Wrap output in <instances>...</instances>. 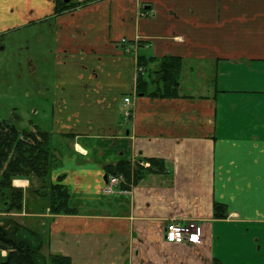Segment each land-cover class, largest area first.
Wrapping results in <instances>:
<instances>
[{"label": "crops", "instance_id": "0c3cea01", "mask_svg": "<svg viewBox=\"0 0 264 264\" xmlns=\"http://www.w3.org/2000/svg\"><path fill=\"white\" fill-rule=\"evenodd\" d=\"M56 1L0 0V36L25 27L30 72L52 55L35 89L58 157L47 182L75 210L50 214L20 179L29 241L71 264H264V0H62L55 13ZM139 54L150 70L183 60L176 98L135 93ZM119 160L149 170L122 189L104 169ZM187 220L199 240L167 243L166 224Z\"/></svg>", "mask_w": 264, "mask_h": 264}, {"label": "trees", "instance_id": "16d2710c", "mask_svg": "<svg viewBox=\"0 0 264 264\" xmlns=\"http://www.w3.org/2000/svg\"><path fill=\"white\" fill-rule=\"evenodd\" d=\"M62 0L56 1L55 13L69 8ZM132 42L123 44L131 48ZM141 42H136L137 49ZM135 78V93L149 98H176L178 96L180 73L183 60L179 57L165 56L159 60L156 70L148 69L149 62L156 61L153 57L137 55ZM74 134H67L72 137ZM51 134L39 127L34 131L18 130L7 121L0 122V204L4 210H20L24 201L23 190L12 185L13 179L28 180L30 177L42 179L44 186L38 190L48 200V210L51 214H74L75 210L69 208V195L67 189L61 184L47 182V177L53 168V154ZM52 148V149H51ZM150 169L156 165L158 170L162 164L159 160L148 159ZM106 174L121 177L124 184L122 189H128L129 184H135L141 173L148 171L139 162L131 164L128 160H119L115 164L104 166ZM60 181V179L58 180ZM43 189V191H42ZM215 216L225 218L224 206L214 203ZM18 224L11 218L0 220V252L5 250V256L0 254V264H71L67 256L41 254V244L33 246L30 241L19 237ZM19 234V235H18ZM213 264H221L214 261Z\"/></svg>", "mask_w": 264, "mask_h": 264}, {"label": "rangeland", "instance_id": "374dc122", "mask_svg": "<svg viewBox=\"0 0 264 264\" xmlns=\"http://www.w3.org/2000/svg\"><path fill=\"white\" fill-rule=\"evenodd\" d=\"M50 44H51L50 49L52 51L51 41ZM15 52L17 53V56L15 55ZM45 54L46 56H48L49 62L43 65L44 71L42 72V69L39 67L38 70L35 71L34 74H32L29 68L27 67V62L25 61L27 55V39H26L25 27L7 33L4 36H0V122L2 121L10 122L18 130H29L33 126H38L41 129H43L45 128V126L50 125L51 114L50 112H48L49 104L47 100H45L39 94H37L35 90L38 85L40 87L41 83L48 84L49 80L52 78L51 77L52 70H50L51 64H49L52 55L51 54L48 55L47 53ZM129 102L127 103L128 105ZM35 109H37L36 112H34ZM125 114H127V112ZM31 131H34V129L33 130L31 129ZM54 138L59 143L61 142L67 143L66 140L61 141L63 140L61 139V135ZM51 145H52V141H51ZM61 148H63V150L66 153H72L71 147L68 148V145H65V147L62 146ZM52 151H53L52 154L54 159L52 162L54 164L52 166L55 167V164H57L58 161V157H57V152H55L56 150L52 149ZM59 154L60 153H58V156ZM30 178L28 180L29 182L32 183L31 185L28 186L32 189L35 188V185L39 189L45 185L44 182H42L43 181L42 179L36 177H30ZM12 185L22 189L20 179H18L17 182H14L13 179ZM29 187H27L28 190L26 192H30ZM43 201L44 204L41 203V201L40 204L43 207H45V203H46L47 206L48 200L45 199ZM26 213H25L24 201L22 204V209H20L19 211L4 210V207L0 204V220L1 219L3 220L4 218L13 219L20 227L19 230H17V232L20 234L19 237L25 238L29 241L28 238H30V236L28 235L29 234L28 232H30L29 228L32 224L24 218L26 217L25 215ZM54 215H58V214H54ZM33 228L35 229V227ZM35 230L37 231V229ZM42 230L43 232L42 231L40 232L38 231V232L41 234H45L44 229ZM31 240L32 239H30V241ZM31 243L33 246H38V244H33V242ZM43 252H41V254H43L45 257L48 256V254L47 255L45 254L46 253L45 248ZM0 254L1 256H5L6 254L5 250H2ZM261 261L262 263L264 262V257L261 258Z\"/></svg>", "mask_w": 264, "mask_h": 264}, {"label": "built area", "instance_id": "2783aa9c", "mask_svg": "<svg viewBox=\"0 0 264 264\" xmlns=\"http://www.w3.org/2000/svg\"><path fill=\"white\" fill-rule=\"evenodd\" d=\"M128 102L129 99L124 98V103L126 105ZM109 179L110 184H114L118 180L117 177H110ZM199 230L200 225L199 222L196 220H187L184 223L170 222L167 223L164 228L163 237L164 240L170 244H190L199 240Z\"/></svg>", "mask_w": 264, "mask_h": 264}, {"label": "flooded vegetation", "instance_id": "af4514ba", "mask_svg": "<svg viewBox=\"0 0 264 264\" xmlns=\"http://www.w3.org/2000/svg\"><path fill=\"white\" fill-rule=\"evenodd\" d=\"M66 1V0H65Z\"/></svg>", "mask_w": 264, "mask_h": 264}, {"label": "water", "instance_id": "95a60500", "mask_svg": "<svg viewBox=\"0 0 264 264\" xmlns=\"http://www.w3.org/2000/svg\"><path fill=\"white\" fill-rule=\"evenodd\" d=\"M67 1V0H66Z\"/></svg>", "mask_w": 264, "mask_h": 264}]
</instances>
